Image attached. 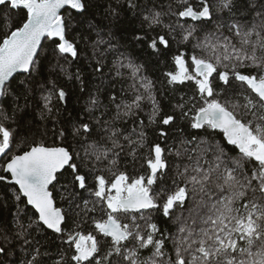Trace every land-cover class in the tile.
Here are the masks:
<instances>
[{
    "label": "snow or ice",
    "instance_id": "1",
    "mask_svg": "<svg viewBox=\"0 0 264 264\" xmlns=\"http://www.w3.org/2000/svg\"><path fill=\"white\" fill-rule=\"evenodd\" d=\"M0 24V264H264V0L176 11L164 0H0ZM173 41L166 81L194 91L163 114L129 49L162 55ZM69 56L99 76L107 67L126 98L105 104L96 86L82 114L63 117L54 101L67 93L50 77L87 88ZM153 125L162 142L149 144ZM174 125L169 144L161 126ZM137 163L145 174L130 175Z\"/></svg>",
    "mask_w": 264,
    "mask_h": 264
},
{
    "label": "trees",
    "instance_id": "2",
    "mask_svg": "<svg viewBox=\"0 0 264 264\" xmlns=\"http://www.w3.org/2000/svg\"><path fill=\"white\" fill-rule=\"evenodd\" d=\"M171 3L173 6V11H176L181 3L185 2V0H164L165 5L168 3ZM187 2L192 3L194 6H197L199 3V0H187ZM210 3H215V0H209ZM22 14V13H21ZM15 15V13L13 14ZM177 17L172 16L170 19H166L165 23H173L175 24L177 21ZM179 22L181 24L185 23V19H180ZM196 23L190 19H187V24H193ZM210 27V26H209ZM3 31V25L0 24V32ZM166 29L161 30L157 29V32L152 33L153 36H155L157 33L159 34H166ZM179 31V29L177 30ZM71 38V37H69ZM171 39L170 37H168ZM177 39H179V36H177ZM44 46L46 48H51V44L48 42H44ZM83 47V46H81ZM191 48V45L188 46V49ZM188 49H184L187 51ZM131 54L134 56V58L139 63H143L145 65V72L144 74L152 79L155 85L156 89V95L157 99L160 101L161 109L163 114H171V103L176 102V98L180 94H186L187 96H191L194 91V86L191 82H186L184 85H169L165 78V73L168 71H174L175 66L172 62V55L176 54L177 45L173 41L172 42V48L170 51L164 52L163 49H161L164 54H156L152 50L148 49L146 45H137L134 48L129 49ZM61 63H64L61 61ZM65 67L67 69V72L69 74H75L79 70L82 78L84 79L87 88L85 91H81L80 82L77 81L74 78H69V75H66L64 73H60L57 71L55 75L50 77L51 79L55 80L58 87H63L67 93L66 100L64 102L62 101H54L57 108L60 109L63 117H67L69 114H71L73 117L77 116L78 114H82L85 102L88 99V92L94 91L96 86H100L101 88V100L107 104L108 103V97L112 94V92H116L118 95L119 102L120 98H126L123 97V94L121 93V88L127 87V82L121 81L119 78H116L113 73H110L108 68L105 67L103 69L104 75L99 76L96 73L92 71V67L89 66V61L85 57H81L80 60H73L70 56L68 57V62L65 64ZM22 77L17 76V79H20ZM150 111L149 107H145L143 113L140 114L141 118L145 121V124H147V113ZM81 118H83L81 116ZM39 118L37 117V120ZM46 123L48 128H52L54 126L53 121L49 120L44 122ZM180 127H186L184 122H179ZM127 127L129 129L132 128V124L129 121L127 123ZM163 127V130L166 132H169L170 138L168 140V143L171 144L172 139L171 135L174 131L175 125L172 128H169L168 126H161ZM160 127L157 126H148L145 128V131L147 132V139L149 144L154 142H162V138L159 137V131ZM193 132V134H196V130H189ZM200 135H203V132L199 133ZM51 137V133H49V138ZM222 137V134H217L215 136L216 140H220ZM231 147V146H229ZM14 151H19V149L13 148ZM146 151V150H145ZM170 160L172 158H169ZM2 158L0 159V163H2ZM128 172L130 175H139V174H145V170L140 167V163H137L135 165V168L131 164L128 166ZM57 199V206L64 207L67 210V205L63 204L59 196L56 197ZM71 216L72 214L69 213ZM151 215L153 216L154 222L158 224V226L162 230L166 231H175V227L171 220L163 217V215L159 212H152ZM72 226L71 219L68 221L67 225H65L66 228H69ZM86 230H91L90 226H85ZM57 244H60L61 242L59 240L56 241ZM19 253V249L17 250ZM52 251L54 252L55 249L53 248ZM145 255H147V252H145ZM16 260V257L13 258Z\"/></svg>",
    "mask_w": 264,
    "mask_h": 264
},
{
    "label": "water",
    "instance_id": "3",
    "mask_svg": "<svg viewBox=\"0 0 264 264\" xmlns=\"http://www.w3.org/2000/svg\"><path fill=\"white\" fill-rule=\"evenodd\" d=\"M181 19H183V20H184V19H190V18H181ZM190 20H191V19H190ZM62 102H64V101H62ZM0 159H1V158H0Z\"/></svg>",
    "mask_w": 264,
    "mask_h": 264
}]
</instances>
